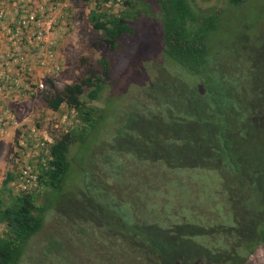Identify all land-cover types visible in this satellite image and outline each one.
Returning a JSON list of instances; mask_svg holds the SVG:
<instances>
[{
  "label": "trees",
  "instance_id": "16d2710c",
  "mask_svg": "<svg viewBox=\"0 0 264 264\" xmlns=\"http://www.w3.org/2000/svg\"><path fill=\"white\" fill-rule=\"evenodd\" d=\"M246 1L227 0L230 8ZM95 3L97 8L89 12L88 19L92 29L99 33L104 50L96 61L97 67L88 69L82 78L62 89L56 88L55 78L64 70L60 69L58 75L49 74L47 67L37 65L38 46L25 37L22 58L15 56L18 62L14 70L20 68L26 54L25 63L32 65V76L27 75L26 82L33 85L40 74L45 76L49 89L36 98L42 97L45 106L53 111L65 105L74 123L63 133L51 135L50 141H44L48 154L39 150L30 159L38 170L36 190L13 195L9 184L17 170L5 173L0 187V264H19L28 241L42 229L47 210L35 203L37 191L44 187L58 192L54 199L59 201L70 166V147L76 140L86 142L84 135L96 130L104 118L103 108L91 103L113 83L110 54L119 49L122 38L133 36L135 28L131 22L141 14L136 15L137 5L141 9L147 5L145 0ZM156 3L162 24V51L189 76L193 75L195 82L189 84L161 68L162 76H155L142 88V94L132 100L130 109L122 112L125 114L117 121L111 143L103 142L107 149L102 154V166L111 163L113 155L118 158L114 161L116 171L113 169L116 175L118 163L127 158L148 165L161 163L169 169L217 171L220 179L215 196L225 202L224 222L203 224L197 220L201 219L197 214L192 221L162 227L157 222L128 219L123 210L130 204L125 199L124 204L120 200L108 205L116 215L120 205L125 207L116 217L101 209L100 202H94L92 197L85 207L89 216L83 213L65 218H80L98 225L107 223L105 228L109 225L108 228L117 229L115 234L128 244L130 264H247L264 244V72L259 74V64L231 44L229 36L235 35L228 34V27L217 12L196 13L188 0ZM102 5L118 6L119 12L102 11ZM0 45L7 49L2 40ZM260 50L264 55V48ZM48 51L55 55L59 41ZM106 102L108 107L110 95ZM101 212L109 215L105 222L93 215ZM48 247L50 251L52 247Z\"/></svg>",
  "mask_w": 264,
  "mask_h": 264
},
{
  "label": "rangeland",
  "instance_id": "374dc122",
  "mask_svg": "<svg viewBox=\"0 0 264 264\" xmlns=\"http://www.w3.org/2000/svg\"><path fill=\"white\" fill-rule=\"evenodd\" d=\"M59 1L66 2L65 8L68 9L55 33L64 70L55 78V85L62 89L86 75L88 69L96 68V61L104 47L99 33L92 29L88 19L89 12L97 8L95 0ZM188 1L196 13L217 12L222 23L228 27V34L235 35L229 36L231 44L240 54H248V57H252L251 61L254 59L259 64V74L264 72V55L259 53L264 48V0H247L242 6L233 8H230L227 0ZM145 2L147 5L142 9L137 5L136 15L141 14L131 22L135 28L133 36L122 38L119 49L110 54L113 83L108 84L100 98L91 103L103 108L104 118L96 130L85 133L86 142L81 144L76 140L70 147V168L62 183L59 201L54 199L58 192L48 188L41 187L36 193L35 203L45 206L47 211L42 229L28 241L19 264H130L128 244L115 234L117 229L112 230L108 228L109 225L105 228L107 223H103L104 227L80 218L69 221L65 218L68 215L86 214L89 197L96 203L100 202L101 209L107 211L111 209L108 205L120 200L124 204L125 199L124 202L130 204L123 210L127 211L128 219L141 223L157 222L162 227L178 221H192L197 214L201 216L197 220L203 224L215 220L224 222L226 210L222 207L225 202L215 196L220 179L217 171L169 169L161 163L148 165L127 158L118 163L119 173L116 175L117 165L114 161L118 158L113 155L111 163L102 166V154L107 149L102 146L103 142L106 145L111 143L117 121L125 114L122 112L130 109L132 100L142 94V88L155 76H162L161 68L189 84L195 82L193 75L190 77L163 53L159 8L156 0ZM100 10L119 12L118 6L106 8L102 5ZM131 12L135 13V10ZM229 57L234 59L233 56ZM108 95L111 102L106 107ZM13 107L23 122L25 134L31 127H36L41 133L40 137L59 135L74 123L69 108L62 105L59 110L53 111L45 106L42 97L20 101ZM15 144L17 141L12 133L0 138V187L5 173L17 170L20 165L15 156ZM9 188L13 195L19 193L10 184ZM125 207L120 205L116 210L117 215ZM110 212L117 217L114 211ZM93 215L101 222L109 219L108 213ZM82 218L85 219L84 215ZM47 247L52 248L48 251ZM59 252H63L61 256ZM45 254L48 256L45 257ZM262 255L264 244L252 255L255 259L249 258L247 264H253L254 260L256 264H264V259H260Z\"/></svg>",
  "mask_w": 264,
  "mask_h": 264
},
{
  "label": "built area",
  "instance_id": "2783aa9c",
  "mask_svg": "<svg viewBox=\"0 0 264 264\" xmlns=\"http://www.w3.org/2000/svg\"><path fill=\"white\" fill-rule=\"evenodd\" d=\"M66 6V2L59 0H0V40L7 47L3 49L0 45V138L10 133L17 138L15 156L20 165L10 185L21 193L38 188V170L30 159L39 150L48 154V145L44 141H50V136L40 137L36 127H31L25 134L23 122L17 117L13 105L41 96L49 88L43 74L38 76L33 85L30 81L26 82L32 76L29 70L32 65H28L27 61L25 63L26 54L20 62V68L14 70L18 62L15 56L20 55L22 58V39L25 37L28 42L34 41L33 45L38 46L36 64L47 67L49 74L58 75L63 69L62 60L58 52L53 55L48 47L59 41L55 36L58 27L55 24L64 17Z\"/></svg>",
  "mask_w": 264,
  "mask_h": 264
},
{
  "label": "crops",
  "instance_id": "0c3cea01",
  "mask_svg": "<svg viewBox=\"0 0 264 264\" xmlns=\"http://www.w3.org/2000/svg\"><path fill=\"white\" fill-rule=\"evenodd\" d=\"M15 141H17V138H15ZM69 168H70V166H69ZM251 258L255 259V257H253V256H251L250 259ZM260 259H264V255L260 256ZM253 264H256L255 260H254Z\"/></svg>",
  "mask_w": 264,
  "mask_h": 264
},
{
  "label": "clouds",
  "instance_id": "9594fccd",
  "mask_svg": "<svg viewBox=\"0 0 264 264\" xmlns=\"http://www.w3.org/2000/svg\"><path fill=\"white\" fill-rule=\"evenodd\" d=\"M15 139V138H14Z\"/></svg>",
  "mask_w": 264,
  "mask_h": 264
}]
</instances>
